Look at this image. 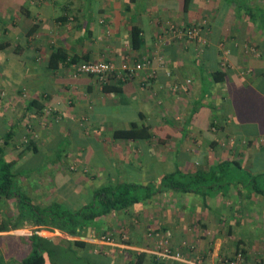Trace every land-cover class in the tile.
<instances>
[{
    "label": "crops",
    "instance_id": "1",
    "mask_svg": "<svg viewBox=\"0 0 264 264\" xmlns=\"http://www.w3.org/2000/svg\"><path fill=\"white\" fill-rule=\"evenodd\" d=\"M16 17L19 42L5 40L10 46L0 50V101L16 105L21 118L4 126L0 109V141L11 131L5 158L14 162L17 190L36 206L59 202L77 210L107 183L157 184L177 170L209 174L223 163L239 167L243 159L249 175L235 178L264 182V0H189L187 11L185 0H0L1 22ZM203 21L200 44L161 41L168 23ZM133 28L141 40L137 49ZM56 49L78 62L110 61L119 68L130 57L151 64L126 81L73 77L70 65L51 63ZM216 122L220 131L213 133ZM134 124L147 128L150 138L113 137ZM218 134H229L232 145L223 146ZM248 139L250 148L241 145ZM64 140V156L36 166L53 142ZM67 159L96 172L97 180L64 172ZM120 213L129 216L122 223L130 233L128 249L146 252L145 231L152 230L174 246L191 242L201 264H220V257L236 253L243 254L242 264H264V196L242 183L214 193L162 192ZM17 216L16 203L1 199L0 224L8 231L0 237L12 232L24 240L19 232L28 224L18 221L11 229ZM95 235L88 228L80 239L100 243Z\"/></svg>",
    "mask_w": 264,
    "mask_h": 264
},
{
    "label": "trees",
    "instance_id": "2",
    "mask_svg": "<svg viewBox=\"0 0 264 264\" xmlns=\"http://www.w3.org/2000/svg\"><path fill=\"white\" fill-rule=\"evenodd\" d=\"M188 4L189 0H185V11H187ZM187 26L190 25H184L181 28L184 29ZM32 31L30 29L28 34L30 35ZM5 32L4 24L0 20V33L4 34ZM9 46V41L0 42V50H5ZM131 46L135 49L141 46L139 30L136 28L132 30ZM58 62H63L68 66L78 61L65 57L59 49H56L51 57V63ZM30 104L33 105L35 102L32 101ZM10 137L11 131H8L0 141V200L16 203L18 216L14 219L15 222L12 224L11 229H17L19 225L16 222L19 221L36 227V231L47 230L60 234L48 238L36 233L28 236L26 238L28 253L17 264H111V259L105 256L102 251H94V249H99L98 246L95 247V245L82 241L80 238L85 237L86 230L90 228L95 230L96 239L99 240L105 234L103 223H101L103 218L128 210L162 192L175 191L183 194H202L204 190L211 189L214 193L219 192L220 188L224 186L242 183L248 186L249 190L264 196V185H260V181L249 177L246 181L236 179L233 176L236 173L233 172V169L235 171L236 169L239 170L240 166L223 163L213 168L209 174L199 172L183 173L177 170L163 176L157 184L144 186L135 183H107L93 192L89 204L77 210H70L59 202H52L45 207H40L33 205L29 197L16 188L15 177L17 172L14 170V162L5 158L6 146ZM113 137L149 139L150 135L147 133V128H140L134 124L128 130L114 131ZM225 179L227 180L224 181ZM2 231H8L5 222L0 224V232ZM167 237L163 236L156 239L164 238L168 241L169 237ZM146 257L147 254L145 253H136L131 264H145ZM169 261L174 262L168 259L162 261L154 259L152 264H165ZM0 262L5 264L3 260H0Z\"/></svg>",
    "mask_w": 264,
    "mask_h": 264
},
{
    "label": "rangeland",
    "instance_id": "3",
    "mask_svg": "<svg viewBox=\"0 0 264 264\" xmlns=\"http://www.w3.org/2000/svg\"><path fill=\"white\" fill-rule=\"evenodd\" d=\"M19 21H20V19L16 17V18H14L12 24L8 23L6 26L4 25V29H6V33H5V35L0 34V42H4L5 40H9L12 44H15V42L18 41V39H16V36H15L18 29L15 28L16 27L15 25H18ZM7 26H8V28H7ZM19 29H21V28H19ZM80 62H95V61H80ZM0 93H1V91H0ZM4 104H5L4 102L0 101V109L2 110L1 112L4 114V117L7 118L4 121V126L7 125L9 127V122L13 123V122H15L13 120H20L21 117H19V115L21 113H19V111H20L19 109L17 110L16 105L8 107V106H5ZM40 120H41V118H40ZM41 122H42V120H41ZM214 124L217 127L214 129L215 131H213V133H218L220 131V127L217 125V122ZM220 134H222V133H220ZM220 134H218V137H216L217 141H221V144H223V146H226V145L231 146L232 143L230 140V135L227 134V138H226V136L224 134L219 137ZM251 138L256 139L257 136H253ZM261 139L262 140H259V143L264 148V138H261ZM251 142H252V140L248 139L245 142L242 141L241 145L242 146H249V148H250ZM64 146H66L65 140L60 142L57 145L55 142H53L51 149H46L44 151V154L46 157H44V158L39 157V159L37 158L36 159L37 165H36V163H35V165L38 167V166H41V164H46V162L51 163V161H54L57 158V156H59V154H62V156H64V154L66 153L63 151ZM224 148H226V147H224ZM228 148H230V147H228ZM240 148H242V147L240 146ZM240 148L237 149V148L233 147V149H236V150H240ZM249 152H250L249 160H251V159H253L254 155L251 154L252 151H249ZM238 154H240V153H238ZM232 156H234V155H232ZM68 158H70V157H68ZM233 158L241 159L239 156L233 157ZM240 162H241L240 163L241 167L239 168V170L236 169V171H235V169H233L234 170L233 172H236L233 176L238 177V178L240 176H242L244 178L248 174L249 170L245 165V159L241 160ZM66 163H67V168H64V172H70L72 175L80 173L83 176L86 175L88 178H91L92 180L96 179V172H94L93 170H91L89 168H85L84 166L81 167L80 163H78V162L73 163V161L70 159H67ZM250 170H251V172H255V170L252 168H250ZM110 172H112V170H110ZM260 182H259V184L263 186L264 182H262V183H260ZM29 199L31 200L30 197H29ZM31 202H32V200H31ZM33 205H35V204L33 203ZM119 215L122 216L120 212L111 214L110 217L107 218L108 221H106V222H108V224L110 226V231L105 232V234L103 236H106V237L110 238L111 240H113L112 245H110L109 243H104V244L98 243V241H96L97 242L96 244H93L92 242H90V240H87L90 244L95 245V247H97V246L99 247L98 250L94 249V251L95 252L102 251V253L105 256H107L111 259L110 260L111 264H131L134 260L136 253H145L148 256H150L153 260L156 259L157 261H162V259L158 258L156 255L153 254V250H156L155 243L158 241V239H156V238H160L163 236L167 237V235L164 233L154 232L152 230H147V231H145V240H147V243H146L147 246H145V248H147V249H145V250H147V251L143 252V251H134V250L128 249L127 246L130 244V238H129L130 233L127 231L126 226H123L122 223L124 221H126V219L129 216H128V214H124L123 216L125 217V219L120 221L121 217L116 219V216H119ZM128 220L129 219H127V221ZM187 223H188V221L186 220V224ZM110 224L113 225L114 227H112ZM33 233H36V234H38L42 237H45V238L56 237V236L60 235L58 233L49 232L47 230H37L36 231V227L33 228V227H31V225L26 226L23 231L19 232V234H23L25 236L24 240H22V238L18 239L15 236V234H12V232L9 233L10 235L9 234L8 235L3 234L2 237H0V246H1V248H0L1 249L0 250V257L1 258L0 259L3 260L5 264H17V262L19 263L23 259V257L28 253V245H27L28 241L26 240V238L28 236L32 235ZM123 236H125V238H123ZM87 239H89V238H87ZM167 242H168V248L172 249V251H174L176 249L177 252H179V254H180V260H173V261L182 262L184 264H201L198 262L201 261L202 258L197 254L196 246L190 245L191 242L183 241L182 242L183 244H181L180 247H178L176 245L174 246L173 243L170 242L169 238H168ZM2 251L5 252V256H6L5 259L3 258V252ZM220 258H224V257H220ZM153 260L146 259L145 264H152ZM1 263L2 262H0V264Z\"/></svg>",
    "mask_w": 264,
    "mask_h": 264
},
{
    "label": "built area",
    "instance_id": "4",
    "mask_svg": "<svg viewBox=\"0 0 264 264\" xmlns=\"http://www.w3.org/2000/svg\"><path fill=\"white\" fill-rule=\"evenodd\" d=\"M206 24V21H203L201 25H190L186 28L182 29L181 27H177L173 23H168L165 29L162 31L163 37L177 38V39H187L194 43L200 44L203 42L202 40V26ZM159 40V39H158ZM160 41V40H159ZM160 41V42H161ZM151 64L150 60L132 62L130 57H126L125 60L121 63L120 67H116V65L110 61H95V62H74L70 64L71 75L73 77L78 76H90L100 80H106L109 76L117 75L119 79L124 81L132 79L136 76L140 71L146 69ZM148 77H154L153 72L148 73ZM190 83V80L186 81L185 87H187ZM187 90V88H186ZM125 238V236H123ZM100 243H109L112 245L113 240L106 236H102L99 239ZM156 250H153V254L158 258L164 260H180L179 252L172 251V249L168 248V242L166 239L161 238L156 243ZM243 262V254L237 253L233 258H222L219 260L220 264H242Z\"/></svg>",
    "mask_w": 264,
    "mask_h": 264
}]
</instances>
